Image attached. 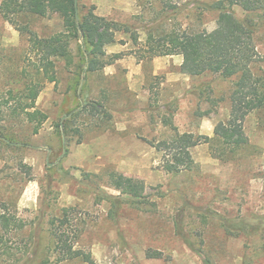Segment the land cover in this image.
<instances>
[{
	"label": "rangeland",
	"instance_id": "1",
	"mask_svg": "<svg viewBox=\"0 0 264 264\" xmlns=\"http://www.w3.org/2000/svg\"><path fill=\"white\" fill-rule=\"evenodd\" d=\"M214 1L81 0L129 25L139 42L130 32H118L106 51L121 57L86 74L80 73L82 41H74V62L58 60L59 82H48L37 100L48 114L39 133L21 118L0 120V201L26 221L19 241L26 244L30 264H87L58 262L52 252L50 220L64 207L75 208L81 227L76 246L99 264H204V259L264 264V233L229 234L222 224L224 218L264 215V113L247 117L244 141L227 160L212 155L210 142L201 143L192 149L195 167L174 174L164 169L153 146L170 137L174 126L213 136L217 123L229 118L232 80L212 73L191 76L182 70L179 54L141 59L138 52L148 48L150 31L158 37L174 29L216 28L218 13L204 4ZM234 10L245 14L239 6ZM25 21L43 37L63 30L57 14ZM256 43L264 69V20ZM27 48L28 36L0 13V95L23 87ZM89 100L103 103L107 115L71 117ZM110 171L142 179L146 198L140 203L127 198L109 182ZM107 194L124 198L115 215L103 198Z\"/></svg>",
	"mask_w": 264,
	"mask_h": 264
},
{
	"label": "trees",
	"instance_id": "2",
	"mask_svg": "<svg viewBox=\"0 0 264 264\" xmlns=\"http://www.w3.org/2000/svg\"><path fill=\"white\" fill-rule=\"evenodd\" d=\"M204 4L218 13L216 28L210 31L174 29L158 37L150 31L145 42L148 48L138 51L141 59L179 54L183 56L182 70L191 76L212 73L232 80L229 118L217 123L213 136L180 132L174 126L170 137L153 142L162 154V166L174 174L195 167L192 149L201 143H211L214 157L229 159L244 141L247 117L253 112L264 113L263 56L256 43L259 20H264V0H216ZM235 6L241 7L245 14L239 16ZM0 13L28 36L27 64L22 69L24 85L17 94L12 88L8 97L0 95V120L21 118L32 125L35 134L48 119V114L37 106V100L48 82H59L58 60L64 59L68 64L74 62V41H82L80 73L85 71L86 74L101 71L121 57V53L108 54L106 51V47L116 41L118 32H130L135 43L139 42V36L129 25L96 13L95 7H88L81 0H0ZM52 14L62 19L63 30L50 36H40L25 21L31 16ZM105 109L103 103L89 100L71 117L85 112L107 115ZM67 121L64 123L66 131ZM5 143L12 146L13 141L6 139ZM23 165L30 173L31 167ZM108 178L112 186L136 203L147 196L146 184L140 178L118 171H110ZM103 198L113 204L112 213L117 214L124 198L111 194ZM74 210V207H64L60 215L50 220L52 252L58 262L81 259L87 264H99L91 252L76 246L81 227L76 222ZM222 224L229 234L264 233V215L224 218ZM26 226L16 209L0 201V264H30L29 258H24L26 244L19 241ZM186 242L194 248L189 239ZM151 254L162 256L160 252ZM204 264L215 263L204 259Z\"/></svg>",
	"mask_w": 264,
	"mask_h": 264
}]
</instances>
